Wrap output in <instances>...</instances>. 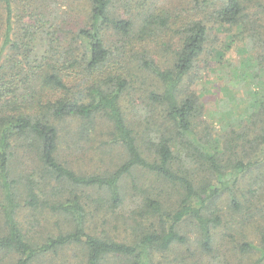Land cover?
I'll return each instance as SVG.
<instances>
[{
	"label": "trees",
	"instance_id": "trees-1",
	"mask_svg": "<svg viewBox=\"0 0 264 264\" xmlns=\"http://www.w3.org/2000/svg\"><path fill=\"white\" fill-rule=\"evenodd\" d=\"M48 1L26 0L23 6V0H0V264H73L60 260L71 250L75 264H154L156 254L190 244L182 232L188 222L196 226L194 243L212 255L222 224L214 208L230 195L240 209L233 190L257 163L238 154L227 157L199 137L203 105L184 85L215 28L243 27L245 2L194 0V14L184 17L145 0L134 7L132 0H90L86 26L72 32L70 41L57 28L46 51L35 41L51 23ZM164 54L169 56L161 65ZM249 60L251 66L262 64L261 58ZM144 73L157 80L149 98L164 108L170 124L157 141L136 130L121 106ZM71 122L78 125L66 133ZM99 129L110 142L95 151L90 147L98 160L84 166L79 156ZM255 139L264 145V128ZM20 149L34 158L33 168L18 164ZM119 149V162L106 166ZM137 171L155 176L159 191L141 189L133 178V197L125 180ZM86 190L100 197L79 194ZM128 193L152 226L136 219L135 234L123 240L93 231L92 207L119 209ZM173 193L174 201L163 197ZM27 210L37 219L63 218L69 225L34 233L21 220ZM239 251H257L254 264H264V235L259 246L243 242Z\"/></svg>",
	"mask_w": 264,
	"mask_h": 264
},
{
	"label": "rangeland",
	"instance_id": "rangeland-1",
	"mask_svg": "<svg viewBox=\"0 0 264 264\" xmlns=\"http://www.w3.org/2000/svg\"><path fill=\"white\" fill-rule=\"evenodd\" d=\"M16 1L15 4L19 2ZM23 0V6L26 3ZM90 0H49L47 14L51 23H48L45 31L40 30L35 43L45 46L48 51L52 37L49 34L56 33L61 29V36H66L69 41L73 37L72 32L86 26ZM144 0H132L133 7ZM148 4L171 9L176 13L188 17L194 14V0H145ZM246 7V18L243 27L215 28L211 32L209 42L202 56L197 61L190 78L185 82L184 90L193 92L200 98L203 105L202 116L197 122L196 131L200 138L227 153V157L235 158V155L244 159L245 162H256L255 167L245 176L240 185L234 188L232 195L239 202L240 209L231 202L230 195H226L218 201L214 210L221 218L222 224L216 229V249L212 255L203 254L194 243L197 235L194 223H186L182 232L189 238L190 244L177 245L168 253H159L154 257V264H254L259 255L252 251L242 255L239 245L243 242L258 245L264 235V145L256 141V137L262 134L264 128V0H242ZM39 2V0H37ZM121 7V5H120ZM199 14V13H198ZM200 16V15H199ZM200 18H203L200 16ZM28 21V20H27ZM213 20L210 25L212 26ZM69 30V31H68ZM69 33V35H67ZM60 34V33H58ZM57 34V35H58ZM65 38V37H64ZM62 38V44L65 39ZM114 35L111 40L114 42ZM55 44V41H54ZM58 47V46H57ZM169 54L160 57L161 65L166 63ZM262 59L260 65H249V59ZM246 72V73H245ZM250 75V76H249ZM138 79V80H137ZM132 88L122 96L121 106L130 124L140 133H145L151 140L157 141L169 128L168 117L164 108L154 105L150 101V93L157 91V80L149 74H140ZM78 122L67 123L66 133L72 132ZM72 127V128H71ZM163 132V133H162ZM92 136V143L85 145L88 152L79 156L80 164L88 166L95 162L98 157L93 154L90 147L104 148L110 142V136L104 130H98ZM205 136L208 138L205 139ZM150 146V145H149ZM111 150V149H110ZM108 150V151H110ZM213 151V150H211ZM185 158L187 151L182 152L179 141V150ZM122 150H114L108 157L106 166H113L119 161ZM18 164L22 168H33L34 158L23 149L19 151ZM232 170V168L230 169ZM234 171V170H233ZM125 180L127 191H131L134 184L141 189L157 190L160 184L155 176L137 171ZM204 180V175H201ZM86 195H92L97 200L100 195L97 192L86 190ZM170 191L168 192V194ZM163 197L167 201H174L175 193ZM131 195L135 197V194ZM0 191V202L3 201ZM177 197V194H176ZM128 193L127 201L119 209L113 210L108 205H95L91 212L94 214L90 228L98 234H111L119 240L132 238L137 228L135 220L144 222L145 228H150L152 222H147L136 212L137 206ZM163 200V199H162ZM47 216V215H46ZM49 217V216H48ZM39 223H35V219ZM24 227L34 233L43 232V227L53 226L59 229L69 225L65 219L52 217L48 220L44 215L32 217L28 210L22 215ZM49 221V222H48ZM36 224L35 230L32 224ZM60 226L56 225L58 223ZM0 224L2 218L0 217ZM75 251H67L60 260L77 262Z\"/></svg>",
	"mask_w": 264,
	"mask_h": 264
}]
</instances>
